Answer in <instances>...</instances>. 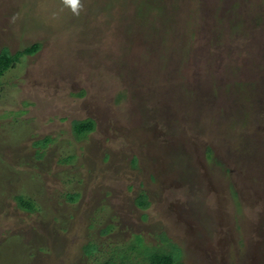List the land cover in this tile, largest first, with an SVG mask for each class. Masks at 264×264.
I'll return each mask as SVG.
<instances>
[{
	"label": "rangeland",
	"instance_id": "obj_1",
	"mask_svg": "<svg viewBox=\"0 0 264 264\" xmlns=\"http://www.w3.org/2000/svg\"><path fill=\"white\" fill-rule=\"evenodd\" d=\"M82 3L0 0V264H264V0Z\"/></svg>",
	"mask_w": 264,
	"mask_h": 264
},
{
	"label": "trees",
	"instance_id": "obj_2",
	"mask_svg": "<svg viewBox=\"0 0 264 264\" xmlns=\"http://www.w3.org/2000/svg\"><path fill=\"white\" fill-rule=\"evenodd\" d=\"M166 30V29H165ZM149 38V37H148ZM41 48V44L40 42H36L34 44H32L31 46L25 48L22 51H17L15 53H11L7 47H3L0 51V76H2L4 74L5 71H7L12 65H14L21 56H23L24 54H33L36 51H38ZM84 92H80V95H83ZM95 119H92L91 116L86 117L83 120H77L73 122V131L75 133V137L81 139V138H85L89 132H91L92 130L95 129V125L96 122L94 121ZM51 140V138H50ZM41 139L37 140L34 144V146L37 149H42L45 145H47V143H50L51 141L44 139V142L41 143ZM39 151H37L36 153L38 154ZM41 154V153H40ZM144 195V194H143ZM25 198V197H24ZM23 198L22 196H16L15 199L18 200L20 202V206L28 208L29 210H32L34 208V206L32 205V203L27 199ZM147 204L142 203L140 206H145L142 208H145L146 206H148V202H146ZM125 245V244H124ZM88 255H94L95 252L99 251H106L109 255V259L107 260V262H105L104 264H116L117 260H121L120 264H128V256H130L131 260L133 257H135V259H137V257H141V259H145L146 260V256H143L141 254H139L138 256H134L129 254L127 251H125V249L123 248V245L121 246V248L119 247H111L108 250H100L98 249V247H96V245H93L92 242H89L87 244H85L82 248ZM180 255V253H176V258H178ZM152 256H155L152 255ZM152 256H148L147 260L149 261L151 259ZM172 253H162L161 255L156 254V258L153 259V263L152 264H177L176 263V258ZM137 264V261L135 260V263Z\"/></svg>",
	"mask_w": 264,
	"mask_h": 264
},
{
	"label": "clouds",
	"instance_id": "obj_3",
	"mask_svg": "<svg viewBox=\"0 0 264 264\" xmlns=\"http://www.w3.org/2000/svg\"><path fill=\"white\" fill-rule=\"evenodd\" d=\"M64 4L71 7L74 15L79 16L83 10L82 0H64Z\"/></svg>",
	"mask_w": 264,
	"mask_h": 264
}]
</instances>
